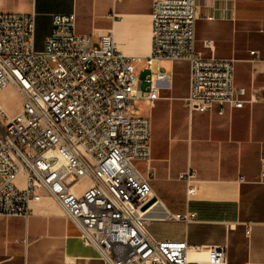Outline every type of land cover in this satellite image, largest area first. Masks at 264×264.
Segmentation results:
<instances>
[{"label": "built area", "instance_id": "2783aa9c", "mask_svg": "<svg viewBox=\"0 0 264 264\" xmlns=\"http://www.w3.org/2000/svg\"><path fill=\"white\" fill-rule=\"evenodd\" d=\"M152 1L147 58L123 54L111 33L94 44L92 36L77 32L74 13L53 17L52 32L38 50L36 14L0 12V93L12 86L22 101L14 116L0 106V215L29 216L31 204L46 194L106 264H229L225 244L211 246L198 262L189 251L202 248L160 241L150 231L155 218L196 220L193 213L160 214L163 205L150 178L134 165L151 158L152 123L137 101L152 105L158 86L171 79L160 63L190 62L191 109L240 108L246 93L234 85V59L196 51L199 0ZM135 61L144 62L145 91ZM193 177L181 176L189 196Z\"/></svg>", "mask_w": 264, "mask_h": 264}, {"label": "crops", "instance_id": "0c3cea01", "mask_svg": "<svg viewBox=\"0 0 264 264\" xmlns=\"http://www.w3.org/2000/svg\"><path fill=\"white\" fill-rule=\"evenodd\" d=\"M0 12L35 13L38 50L52 32L53 17L74 13L77 32L92 36L94 44L111 33L126 56L147 58L152 52V0H0ZM198 15L196 51L235 60L234 85L245 89V103L226 105L222 112L218 105L191 109L190 62L160 63L171 79L158 86L152 105L137 101L152 123L151 158L134 165L150 178L163 205L160 214L193 213L196 220L155 218L150 231L160 241L202 248L189 251L194 261L206 260L211 246L225 244L229 264H264V0H199ZM135 64L145 91L144 62ZM158 67L154 62L151 72ZM8 87L0 93V106L14 116L22 101L12 87L20 103L10 106ZM189 172L195 189L190 196L181 179ZM156 222L167 225L168 234H156ZM79 236L61 206L44 194L31 204L29 216L0 215V264H106Z\"/></svg>", "mask_w": 264, "mask_h": 264}, {"label": "rangeland", "instance_id": "374dc122", "mask_svg": "<svg viewBox=\"0 0 264 264\" xmlns=\"http://www.w3.org/2000/svg\"><path fill=\"white\" fill-rule=\"evenodd\" d=\"M8 88L9 89H6V91H5L6 96H7V101H8L10 106L15 107L18 103H20V99H19L17 93H15L12 86L11 87L9 86ZM152 228H153V231L158 235L165 236L169 232L167 225H164V224L159 223V222H156Z\"/></svg>", "mask_w": 264, "mask_h": 264}, {"label": "bare ground", "instance_id": "6f19581e", "mask_svg": "<svg viewBox=\"0 0 264 264\" xmlns=\"http://www.w3.org/2000/svg\"><path fill=\"white\" fill-rule=\"evenodd\" d=\"M159 207H161V206H159ZM159 207H158V208H159Z\"/></svg>", "mask_w": 264, "mask_h": 264}]
</instances>
